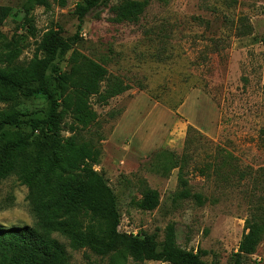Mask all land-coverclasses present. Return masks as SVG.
I'll list each match as a JSON object with an SVG mask.
<instances>
[{
    "label": "rangeland",
    "instance_id": "374dc122",
    "mask_svg": "<svg viewBox=\"0 0 264 264\" xmlns=\"http://www.w3.org/2000/svg\"><path fill=\"white\" fill-rule=\"evenodd\" d=\"M133 1L146 3L138 19L117 22L125 0H110L83 20L75 14L80 0H49L48 8L0 0V66L43 58L39 44L53 31L71 47L53 61L61 71L78 52L128 85L106 104L92 98L85 115L63 124L65 136L100 151L95 169L115 195L118 231L155 234L161 244L173 224L180 247L201 250L208 263L236 264L246 220L264 199V0ZM9 108L23 121L44 119L48 101L20 94L0 101V112ZM6 129L31 132L28 123ZM166 151L187 157L185 178L203 204L177 197L179 170ZM146 187L160 195L153 211L136 206ZM28 195L17 176L0 179L1 227H37ZM52 237L66 247L69 264H166L101 257L69 236ZM240 264H264V241Z\"/></svg>",
    "mask_w": 264,
    "mask_h": 264
},
{
    "label": "trees",
    "instance_id": "16d2710c",
    "mask_svg": "<svg viewBox=\"0 0 264 264\" xmlns=\"http://www.w3.org/2000/svg\"><path fill=\"white\" fill-rule=\"evenodd\" d=\"M31 6H50L49 0H27ZM110 0H80L75 14L83 20ZM145 2L125 0L116 8L117 22H133L144 11ZM4 15L9 9L2 8ZM35 31L33 26L30 27ZM39 47L45 56L20 67L0 66V101L14 102L21 95L43 94L48 101L44 119L23 121L14 108L0 112V179L12 175L29 189L28 199L36 221L34 227L0 226V264H69L66 247L53 233L69 236L77 248H88L101 257L130 254L139 262L166 264H214L203 260L204 253L184 249L177 243L176 229L170 224L159 244L155 234H121L117 201L104 177L95 169L100 151L78 135L65 136L64 119L88 112L91 99L106 104L130 88L111 76L107 69L84 55L73 52L69 71L53 64L57 55L71 47L55 32L44 35ZM48 72L51 73L49 76ZM28 123L30 134L7 127ZM67 132L74 133L73 125ZM172 169H178V198H193L203 204V196L192 194L185 178L187 157L166 151ZM259 182L260 186H264ZM160 205L157 190L146 187L136 206L153 211ZM264 241V199L252 208L245 233L235 254L236 264L254 255ZM161 248V249H160Z\"/></svg>",
    "mask_w": 264,
    "mask_h": 264
}]
</instances>
